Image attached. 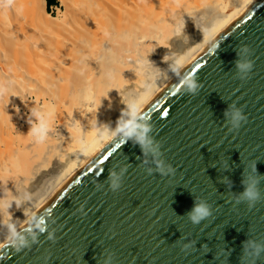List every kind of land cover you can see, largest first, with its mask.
I'll return each instance as SVG.
<instances>
[{
    "label": "water",
    "instance_id": "1",
    "mask_svg": "<svg viewBox=\"0 0 264 264\" xmlns=\"http://www.w3.org/2000/svg\"><path fill=\"white\" fill-rule=\"evenodd\" d=\"M242 44L255 61L244 80L235 69ZM185 74L203 84L195 95L182 86ZM232 102L244 107L248 120L230 132L224 110ZM136 113L137 122L152 123L175 175L146 171L140 146L118 131L131 116L16 229L26 238L38 235V243L18 249L10 235L0 245V264H104L108 254L112 264H241L247 236L264 238V200L249 208L233 196L243 190L245 171L256 174L253 165L264 174V0L226 26ZM147 159L151 164L150 154ZM124 164L130 167L123 184L112 191L109 169ZM195 199L213 206L200 224L186 215ZM53 229L55 241L47 239ZM190 241L197 243L184 249Z\"/></svg>",
    "mask_w": 264,
    "mask_h": 264
},
{
    "label": "bare ground",
    "instance_id": "2",
    "mask_svg": "<svg viewBox=\"0 0 264 264\" xmlns=\"http://www.w3.org/2000/svg\"><path fill=\"white\" fill-rule=\"evenodd\" d=\"M0 0V245L256 0Z\"/></svg>",
    "mask_w": 264,
    "mask_h": 264
},
{
    "label": "clouds",
    "instance_id": "3",
    "mask_svg": "<svg viewBox=\"0 0 264 264\" xmlns=\"http://www.w3.org/2000/svg\"><path fill=\"white\" fill-rule=\"evenodd\" d=\"M254 64L255 61L249 45L242 44L236 49L235 69L237 76L241 80L249 77ZM169 67L173 73L178 76L180 75L182 65L179 60H175ZM181 79L182 86L188 93L195 95L203 88V84L198 81L194 74H185ZM130 114L135 119L132 120V123H126V126L120 128L118 131L121 135H127L130 140L140 146L145 156L142 163L148 165L146 171L149 174L159 173L161 176L175 175L177 169L164 157L162 143L153 135L152 123L144 118L141 122H137V120H140L137 113L130 112ZM247 120L248 116L243 106H239L236 102L228 103L224 110V124L230 132L239 130ZM149 154L152 157L151 164H149L147 159ZM137 159H140V157L138 156ZM129 167L130 165L124 164L109 169L107 182L108 187L112 191H117L121 188L125 173ZM253 171L256 173L255 175L246 173L245 171L244 178L241 181L243 190L238 194L233 193L236 204L246 203L249 208L254 207L257 202L264 200V174L259 173L257 163L253 165ZM223 182L232 187V181L227 176L223 178ZM186 215L193 224H200L201 221L213 215V206L205 199H195L192 209ZM10 239L18 246V249L30 247L32 244L38 243V235L33 234L30 238H26L23 235L17 234L15 229L11 230ZM47 239L55 241L56 235L54 229L48 232ZM196 243V241H190L185 243L183 247L184 249H189ZM262 258H264V238L252 239L247 236V239L242 242L241 264H245V261H247V264H258ZM112 262L113 256L108 254L104 260V264H112Z\"/></svg>",
    "mask_w": 264,
    "mask_h": 264
},
{
    "label": "rangeland",
    "instance_id": "4",
    "mask_svg": "<svg viewBox=\"0 0 264 264\" xmlns=\"http://www.w3.org/2000/svg\"><path fill=\"white\" fill-rule=\"evenodd\" d=\"M46 10L51 14V19L61 18L63 11L65 10V5L61 0H54L51 6L46 5Z\"/></svg>",
    "mask_w": 264,
    "mask_h": 264
},
{
    "label": "trees",
    "instance_id": "5",
    "mask_svg": "<svg viewBox=\"0 0 264 264\" xmlns=\"http://www.w3.org/2000/svg\"><path fill=\"white\" fill-rule=\"evenodd\" d=\"M47 2H48V5L51 6L54 0H47Z\"/></svg>",
    "mask_w": 264,
    "mask_h": 264
}]
</instances>
